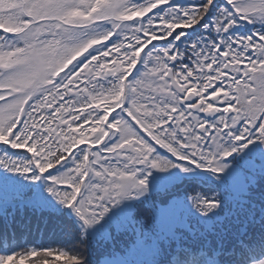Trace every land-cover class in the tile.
<instances>
[{
	"label": "snow or ice",
	"instance_id": "obj_1",
	"mask_svg": "<svg viewBox=\"0 0 264 264\" xmlns=\"http://www.w3.org/2000/svg\"><path fill=\"white\" fill-rule=\"evenodd\" d=\"M0 241L264 264V0H0Z\"/></svg>",
	"mask_w": 264,
	"mask_h": 264
},
{
	"label": "trees",
	"instance_id": "obj_2",
	"mask_svg": "<svg viewBox=\"0 0 264 264\" xmlns=\"http://www.w3.org/2000/svg\"><path fill=\"white\" fill-rule=\"evenodd\" d=\"M37 238H41V237H37ZM42 239H46V238L43 237ZM0 242H2V241H0Z\"/></svg>",
	"mask_w": 264,
	"mask_h": 264
}]
</instances>
